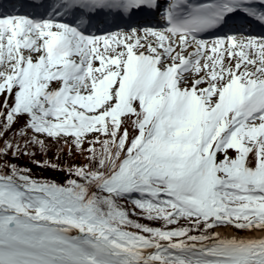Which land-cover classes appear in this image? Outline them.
<instances>
[{
  "label": "snow or ice",
  "instance_id": "1",
  "mask_svg": "<svg viewBox=\"0 0 264 264\" xmlns=\"http://www.w3.org/2000/svg\"><path fill=\"white\" fill-rule=\"evenodd\" d=\"M0 264H264V0H0Z\"/></svg>",
  "mask_w": 264,
  "mask_h": 264
},
{
  "label": "bare ground",
  "instance_id": "2",
  "mask_svg": "<svg viewBox=\"0 0 264 264\" xmlns=\"http://www.w3.org/2000/svg\"><path fill=\"white\" fill-rule=\"evenodd\" d=\"M221 231H224V230H221ZM230 231V230H229Z\"/></svg>",
  "mask_w": 264,
  "mask_h": 264
},
{
  "label": "trees",
  "instance_id": "3",
  "mask_svg": "<svg viewBox=\"0 0 264 264\" xmlns=\"http://www.w3.org/2000/svg\"><path fill=\"white\" fill-rule=\"evenodd\" d=\"M46 175H48V174H46Z\"/></svg>",
  "mask_w": 264,
  "mask_h": 264
}]
</instances>
